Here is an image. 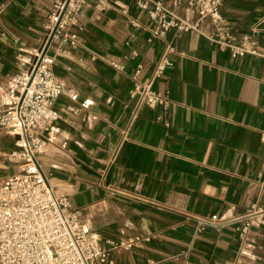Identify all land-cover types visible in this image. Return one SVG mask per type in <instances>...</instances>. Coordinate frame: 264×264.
<instances>
[{
	"label": "crops",
	"instance_id": "crops-1",
	"mask_svg": "<svg viewBox=\"0 0 264 264\" xmlns=\"http://www.w3.org/2000/svg\"><path fill=\"white\" fill-rule=\"evenodd\" d=\"M56 1L0 6V94L21 70L20 50L32 57L46 39ZM164 4L196 22L185 1ZM219 9L240 35L264 14V0H221ZM78 21L82 46L52 66L78 97L57 98L59 141L39 154L55 190L69 196L100 242L149 238L113 251V264H264V39L261 55L235 57L195 30L171 28L148 41L153 22L136 0H86ZM203 26L212 30L209 19ZM169 45L170 64L152 80ZM90 50L125 62V71L90 61ZM139 64L138 80L169 91L172 103L142 107L132 119L131 76ZM4 110L0 105V116ZM15 148V137L0 131V177L14 173L1 155ZM253 210L261 222L245 241L238 219L198 230L197 217L243 218Z\"/></svg>",
	"mask_w": 264,
	"mask_h": 264
},
{
	"label": "built area",
	"instance_id": "built-area-1",
	"mask_svg": "<svg viewBox=\"0 0 264 264\" xmlns=\"http://www.w3.org/2000/svg\"><path fill=\"white\" fill-rule=\"evenodd\" d=\"M184 1L197 16L196 22L173 14L164 0H136L137 6L146 10L153 22L148 30V41L164 38L171 28L195 30L221 49L229 50L234 57L261 55L258 38L264 39V14L253 22L248 32L237 35L220 12L221 0H173V3L179 6ZM85 4L86 0L55 2L49 16L46 39L39 49L31 53L32 57L20 50L18 61L21 70L11 77L7 89L0 94V105L5 107L0 116V131L15 137L16 148L9 157L18 163L20 170L0 182V264H113V251L130 250L149 240L135 235L107 238L100 242L91 234L82 220L81 210L73 206L69 196L55 190L50 174L44 171L39 161V154L46 144L59 141L55 125L59 113L54 108L55 101L63 94L72 100L78 97L77 90L63 84L52 66L57 56H64L82 46L78 38V15ZM207 19L212 25L210 31L204 30L203 24ZM50 37L52 40L46 48ZM54 42L56 46L52 52ZM172 50V46L166 47L156 63L152 80L162 76L170 64L168 53ZM132 55L136 52L133 51ZM88 59L92 62L102 60L120 73L125 71V62L92 50ZM141 67L139 64L131 76L132 119L137 117L142 107L159 106L167 110L172 103L169 91H158L151 82L138 80ZM261 195L264 196L263 182ZM257 215L253 210L243 218L217 214L197 217L198 230L206 226L221 227L238 219L240 224L236 231L239 239L245 241L251 226L261 222ZM182 264L190 263L184 259Z\"/></svg>",
	"mask_w": 264,
	"mask_h": 264
},
{
	"label": "rangeland",
	"instance_id": "rangeland-1",
	"mask_svg": "<svg viewBox=\"0 0 264 264\" xmlns=\"http://www.w3.org/2000/svg\"><path fill=\"white\" fill-rule=\"evenodd\" d=\"M9 154L10 153H8L6 156H3V155H1L2 156V158H8L7 160V162H6V164H7V166L8 167H10V168H12L11 170L12 171H14V173H19L20 172V170H19V167H18V163H16V162H13L11 159H10V157H9ZM14 167L16 168V170L14 169ZM6 176H4V177H0V182L5 178Z\"/></svg>",
	"mask_w": 264,
	"mask_h": 264
},
{
	"label": "water",
	"instance_id": "water-1",
	"mask_svg": "<svg viewBox=\"0 0 264 264\" xmlns=\"http://www.w3.org/2000/svg\"><path fill=\"white\" fill-rule=\"evenodd\" d=\"M5 0H0V6L3 4ZM52 40V37L49 38L46 48L49 46L50 42Z\"/></svg>",
	"mask_w": 264,
	"mask_h": 264
}]
</instances>
